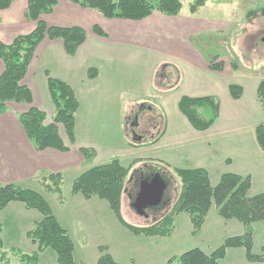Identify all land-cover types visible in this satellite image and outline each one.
<instances>
[{
    "label": "crops",
    "instance_id": "0c3cea01",
    "mask_svg": "<svg viewBox=\"0 0 264 264\" xmlns=\"http://www.w3.org/2000/svg\"><path fill=\"white\" fill-rule=\"evenodd\" d=\"M26 4L27 0H14L8 8L0 10L1 42L11 43L16 36L27 34L34 29L35 21L28 19L25 15ZM155 14L157 13L154 12L141 20L105 18L98 11L81 7L69 0H56L53 11L50 14L41 15V19L47 25L82 28L85 32L84 41L78 46L74 55H68L62 39L44 38L36 46L22 80L31 92V104L8 102L7 110L0 113V184L11 183L39 192L44 197L53 196L50 201L54 204L49 202V205L58 222L67 230L73 241L74 254L80 248L78 242L81 246L83 245L82 250H87L90 247L88 244L95 241L93 238L99 239L100 243L108 241L112 235L108 227L120 236H124V233L128 231L111 215L105 200L97 197L84 199L81 194L71 192L73 180L91 168L84 161L79 150L81 147L90 145L86 139L93 133V127L90 126L89 121H93L95 116L102 115L112 106L121 107L124 98L129 101L126 104H129L134 101L130 99L145 97L149 99L158 94L157 97L161 99L160 108L165 115V123L160 132L149 134L145 140H142L144 135H141L139 139H127L129 129L126 124L127 115L122 119L121 113L117 112L115 117H111L109 128L111 141H108V145L113 152H116V147L123 146L125 148L123 150H126L123 155L128 158L133 150H145L143 154L138 151L137 155L126 164H122L118 159L122 165L128 166L135 163L132 169L149 166L158 170L159 173H166L169 170L174 173L175 169L203 168L208 173L212 185H216L224 173L249 175L251 185L248 195L264 191V149L260 147L255 136V127L264 122V109L256 93L257 85L262 77L241 74L244 69L232 67V63H227L224 58H218L222 60L223 68L213 70L208 62L203 60L202 55L197 53L189 57L185 52L183 61L190 66L191 73L188 77V80H191L190 84L185 85L183 74L184 83L180 81L178 84L177 76L173 87L156 90L154 88L156 69L168 61H162L148 69L149 73L144 82L137 72L139 60L131 57L134 44L149 36L146 33L138 34L139 26H145L140 28L145 29L151 23L154 25L163 18H169L157 14L159 16L153 17L156 19H151ZM168 21L177 26L182 24L176 19H168ZM94 26H97L105 35L96 33ZM193 33L197 32L188 30L185 39ZM199 57L203 59L200 61ZM2 70L3 63L0 59V73ZM47 75L67 83L78 100L74 143L69 142L63 127L58 125L59 136L68 147L66 151L54 148L37 150L18 121V115L30 106L44 112V123L52 121L55 108L47 88ZM232 85L240 88L238 98H235L230 90ZM171 94H173L174 102L168 106ZM129 96L132 98H128ZM181 96L213 97L219 105L218 118L214 124L203 131L194 129L178 109ZM133 106L139 107V112L147 107L141 102ZM133 116L131 113L130 120ZM104 136L107 139L105 132ZM155 138H158L155 142L148 143L150 139ZM49 174L61 176L62 201L58 200V194L55 191L44 192L42 178ZM175 176L179 178L176 174ZM66 179H69V185L63 189ZM45 184L49 185L50 182L47 180ZM18 208L21 210L22 207L18 206ZM30 210L32 209H25L24 212L29 214ZM213 210H216L214 206ZM216 214L219 225L216 233L208 236L211 246L199 247L205 252L219 246L227 236L240 235L244 232V226L237 220L223 219L218 215L217 210ZM255 224L253 244L261 237L260 231L264 230V225H258L257 222ZM227 227H231L233 233H229L230 230L226 229ZM221 228H225L222 233L218 232ZM256 228L257 231H255ZM83 230H85L84 234ZM262 246L264 244H261V248ZM111 254L113 255L112 252ZM222 263L264 264V261H248L245 249L237 247L226 250Z\"/></svg>",
    "mask_w": 264,
    "mask_h": 264
},
{
    "label": "trees",
    "instance_id": "16d2710c",
    "mask_svg": "<svg viewBox=\"0 0 264 264\" xmlns=\"http://www.w3.org/2000/svg\"><path fill=\"white\" fill-rule=\"evenodd\" d=\"M13 1L0 0V10L8 8ZM69 1L84 8L96 10L105 18L129 20H141L154 11L176 15L182 7L180 0ZM206 1L191 0L188 7L189 11L192 14L196 13ZM55 5L56 0H27L25 15L28 19L35 21L34 29L27 34L16 36L11 43L5 44L0 41V59L3 63V70L0 73V113L7 110L8 102L31 104V92L22 83V80L36 46L44 38L62 39L68 55H74L78 46L84 41L85 32L82 28L47 25L41 19V15L50 14ZM94 31L100 35H105L97 26H94ZM208 65L213 70L223 68V62L218 60L217 56L209 60ZM163 66L164 64H161L156 69L155 82L156 79L163 77ZM235 66L232 63V67L235 68ZM170 87L173 86L170 85ZM47 88L55 108L52 121L44 123V112L34 106H30L26 111L21 112L18 115V121L27 138L37 150L54 148L66 151L68 147L64 145L59 136L58 125L63 127L69 142L74 143L75 114L79 107L78 100L73 89L67 83L49 75H47ZM230 90L235 98L239 97V87L232 85ZM256 93L264 108V78L259 81ZM178 109L187 118L191 126L199 131L211 127L219 114L218 102L211 96H181ZM255 136L260 147L264 149V122L255 127ZM146 138L147 136L144 135L142 140ZM157 139H150L148 143H153ZM79 150L87 155L90 148L81 147ZM134 164L123 166L118 159L114 158L108 163L91 167L73 180L71 192L81 194L84 199L97 197L106 200L119 223L134 235L161 236L169 234L174 215L180 212L188 214L193 232L198 231L212 206H215L218 215L223 219H235L246 227L241 235L224 238L221 244L210 253H205L195 247L168 258L166 264H222L221 261L226 250L237 247L245 249V256L248 261H264L263 253H253V237L250 228V224L253 222L264 221V191L248 195L251 185L249 175L240 176L234 173H224L218 183L212 186L208 173L203 168L175 169L174 173L181 181V190L169 212L158 217L154 212L150 214L148 209L147 215H151L154 221L150 226H135L125 221L121 216V195L123 192H127V195L134 197L138 190L139 180L149 179L158 170L149 168V166L132 169ZM160 175L165 178L164 173ZM47 180L50 184H45V189L60 194L61 176L49 174L42 178V182ZM126 183H128V187H126ZM12 202L22 203L26 208L34 209L41 215L40 220L36 222L32 230L26 233L27 238L36 244V252L30 255L21 253V264H38L39 254L46 248H50L56 253L57 264H75L73 258L74 244L68 232L61 227L49 203L41 193L11 183L0 184V212ZM168 202L169 198L163 203L167 205ZM159 207L152 208L150 211H156ZM1 247L2 239L0 237ZM98 250L99 257L96 264H119L103 247H99ZM261 250L264 251V247Z\"/></svg>",
    "mask_w": 264,
    "mask_h": 264
},
{
    "label": "rangeland",
    "instance_id": "374dc122",
    "mask_svg": "<svg viewBox=\"0 0 264 264\" xmlns=\"http://www.w3.org/2000/svg\"><path fill=\"white\" fill-rule=\"evenodd\" d=\"M180 1L182 7L178 14L169 15L154 11L163 17L169 18H163V20L158 22L156 21L157 23L154 25L151 23V25H148L145 29H140L145 26H139L137 31L138 34L146 33L149 35L147 38L134 44L131 49L132 59L139 60V64L137 65L139 69L137 71L139 78H142L145 82V77L148 76L151 67L162 61H168V63H164L163 66V77L156 79L154 88L160 91L170 85L173 86L176 84L175 80L177 76L179 79L178 84L180 81L184 83L183 74L185 76V85H189L191 80H188V77L191 70L187 62L185 63L183 61L185 52L189 57L197 55V53L200 56L202 55L201 57L204 59L199 57L198 60L200 61L203 59L208 62L214 56H217L219 59L224 58L227 63H234V65H236L235 68L244 69L241 74H254L264 78V0H207L205 5L194 14H191L188 9L191 0ZM157 14L152 16L151 19H156L153 17L159 16ZM168 19L180 20L182 24L178 26L173 25ZM188 30L197 33H193L188 39H185ZM157 95L158 94H155V96L149 97V99L147 97L135 98L136 100L130 99L134 101L129 104H126L129 101H126V98H124L121 107L116 105L112 106L106 109L102 115L95 116L93 121H89L90 126L93 127V133L86 137L90 142V145H87L86 148H90V150L87 155L82 153L84 161L89 164L90 167H94L108 163L114 158L119 159L122 164H126L128 160L134 158L139 150H133L127 158L123 155L126 151L123 150L125 149L123 146L116 147V152H113L110 145H108V141H111L109 137L111 117H115L117 112L121 113L122 119L127 115L126 124L129 128L127 131V139L134 138L130 133L131 113L137 116V126H134L136 134L140 136L156 134L162 130L165 123V115L160 108L161 99H159ZM171 95L168 106H170V103L174 102L173 94ZM130 97L131 96L128 98ZM139 102L147 106L142 108L140 112L139 107L133 106ZM104 132L107 135V139H105L106 136H104ZM120 151H122V153H120ZM144 152L145 150L139 151L140 154ZM164 174L165 178L160 176L166 181L168 186L164 192L165 197H163V200L168 201L169 198V202L167 205L161 202L155 207L146 209V213L149 209L150 214L154 212L158 217L169 212L181 190V181L175 176L173 171L169 170V172ZM140 181L141 180H139V182ZM41 184L44 188V192L47 193L48 190L44 187L45 182ZM68 185L69 179H66L63 189ZM126 187H128V183H126ZM130 192H132V190H130ZM58 195L59 199H57L62 201L63 197L61 191ZM45 197L48 199H46L48 203L54 204L53 201H50L53 196L47 197L46 195ZM134 198L135 196L132 197L129 194L127 195V192L122 193L120 198L121 216L132 225L150 226L154 221V219H152L153 217L151 215L147 217L138 215L131 206ZM105 202L107 203V208L111 215L119 223L114 211L110 208L106 200ZM8 205L9 206L0 212V237L2 239L0 264H21V253L30 255L36 252V244L27 238L26 233L32 230L36 222L40 220L41 215L34 209L30 210L31 212H28L29 214L25 213L24 210L28 208L23 204L9 203ZM18 206L22 207L21 210ZM65 207L70 206L65 205ZM157 207L159 208L156 211H150V209ZM85 211L87 212V210ZM216 216V210H213L212 206L206 215L205 224L202 225L203 227L201 226L198 231L193 232V226L188 214L180 212L178 215H174L170 233L161 236L134 235L130 231L126 232L128 234L124 233V236H120L108 227L110 233H112L108 241L100 243L99 239L93 238L95 241L88 244L90 247L87 250H82L83 245L81 246L78 242V247L80 248L73 254L74 262L75 264H96L98 249L99 247H103L112 257L114 255L113 259L115 261L117 260L118 263L120 261L119 264H166L168 258L177 256L191 248L208 247L211 243V241H208V236L215 234L218 229L219 220H216ZM252 224H250V228L253 237V230L256 224L255 222ZM257 224L264 225V222L257 221ZM74 228L76 227L74 226ZM226 229L230 230L229 233H233L231 227H227ZM244 229H246L245 226ZM224 231L225 228H221V231L218 232L222 233ZM255 231H257V228ZM84 232L85 230H83V234ZM224 234L227 235L228 233ZM260 234L261 237L254 242V250H252L255 254L263 253L264 255V251L260 250L261 244H264V230H261ZM81 236H83L82 233ZM87 239H90V235ZM214 249L215 248L204 252L210 253ZM56 258V253L52 249L46 248L39 254L38 264H57Z\"/></svg>",
    "mask_w": 264,
    "mask_h": 264
},
{
    "label": "water",
    "instance_id": "95a60500",
    "mask_svg": "<svg viewBox=\"0 0 264 264\" xmlns=\"http://www.w3.org/2000/svg\"><path fill=\"white\" fill-rule=\"evenodd\" d=\"M166 187L167 183L159 172L152 174L149 179H142L131 206L138 215L147 217L146 209L155 207L162 202Z\"/></svg>",
    "mask_w": 264,
    "mask_h": 264
},
{
    "label": "flooded vegetation",
    "instance_id": "af4514ba",
    "mask_svg": "<svg viewBox=\"0 0 264 264\" xmlns=\"http://www.w3.org/2000/svg\"><path fill=\"white\" fill-rule=\"evenodd\" d=\"M136 118L137 116H134L133 119L130 120V123H131L130 133L134 136L135 139H139L140 135L136 134L134 130V126H137ZM163 197H165V194H163ZM162 202H164L163 198H162Z\"/></svg>",
    "mask_w": 264,
    "mask_h": 264
}]
</instances>
